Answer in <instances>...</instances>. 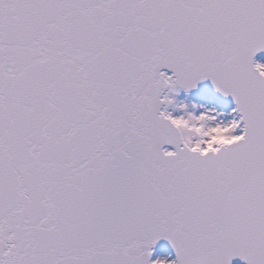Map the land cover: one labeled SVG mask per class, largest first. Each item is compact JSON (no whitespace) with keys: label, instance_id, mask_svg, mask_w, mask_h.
I'll return each mask as SVG.
<instances>
[{"label":"snow or ice","instance_id":"snow-or-ice-1","mask_svg":"<svg viewBox=\"0 0 264 264\" xmlns=\"http://www.w3.org/2000/svg\"><path fill=\"white\" fill-rule=\"evenodd\" d=\"M260 52L264 0H0V264H264ZM203 81L231 120L161 110Z\"/></svg>","mask_w":264,"mask_h":264},{"label":"water","instance_id":"water-1","mask_svg":"<svg viewBox=\"0 0 264 264\" xmlns=\"http://www.w3.org/2000/svg\"><path fill=\"white\" fill-rule=\"evenodd\" d=\"M256 62L264 64V55L257 58ZM167 97L173 101L172 104H167V110L170 108V113H172L174 116L182 115L183 112L180 111L181 105L187 106V111L194 113L196 115H199L201 112L205 110H213V114H216L218 109L224 110L225 113L223 115H217V121H224L228 122L233 117L229 115V113L232 111V107L226 105L227 107H223L222 104L214 101L209 95H203L202 94H194V95H177L175 91L168 90L167 91ZM195 105V107H193ZM157 258H167L168 260H173L174 255L169 252L168 248L162 246L161 244L158 245L151 256L150 260H156Z\"/></svg>","mask_w":264,"mask_h":264},{"label":"clouds","instance_id":"clouds-1","mask_svg":"<svg viewBox=\"0 0 264 264\" xmlns=\"http://www.w3.org/2000/svg\"><path fill=\"white\" fill-rule=\"evenodd\" d=\"M261 71H264L262 69ZM174 127L185 133V140L191 142V137L199 136L197 143L192 144V148L202 154L213 152L219 147H224L233 142V137L227 128H209L203 119L192 120L191 118L178 119ZM201 145L203 147L201 148Z\"/></svg>","mask_w":264,"mask_h":264}]
</instances>
